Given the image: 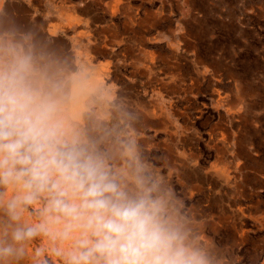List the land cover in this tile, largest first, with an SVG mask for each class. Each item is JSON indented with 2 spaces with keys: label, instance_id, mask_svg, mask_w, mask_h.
<instances>
[{
  "label": "rangeland",
  "instance_id": "obj_1",
  "mask_svg": "<svg viewBox=\"0 0 264 264\" xmlns=\"http://www.w3.org/2000/svg\"><path fill=\"white\" fill-rule=\"evenodd\" d=\"M89 2L92 11L103 9L99 16L111 30L117 32L118 23L125 27L124 40L116 42L125 46L119 55L118 73L114 74L117 86L134 87L125 81L134 75V60L140 82L135 83V96L119 90L101 102H93L84 114L82 144L101 149L118 141L120 147L129 148L128 133L136 123L142 133L139 166L146 185L153 187L158 170L163 174L168 171L158 157L166 133L144 123L140 112L144 113L147 106L167 113L171 124L179 126L178 135L185 139L178 141L176 135L171 147L185 152L190 174L183 186L175 173L172 175L171 211H178L189 223L192 213L197 219L213 218L217 222L203 228V248L223 251L225 257L234 259L232 264H262L264 168L247 166L245 159L233 160L229 155L220 162L216 138L222 132L241 135L248 153L264 160V0ZM153 19L156 24L149 27ZM102 43L114 42L105 39ZM109 64L106 61L105 70ZM110 76L103 79L102 87L115 86L109 82ZM175 87L180 89L173 90ZM217 89L227 97L221 100ZM231 90H238L241 97L243 94L240 103H233ZM233 105L239 109L235 115L226 111ZM60 115L70 118L71 114L65 111ZM237 162L240 170L233 167ZM214 170L235 171L237 179L222 181ZM154 194L164 198L165 186H159ZM184 244L201 255L204 264H216L212 257H204L205 250L198 243ZM223 264L231 262L225 260Z\"/></svg>",
  "mask_w": 264,
  "mask_h": 264
},
{
  "label": "clouds",
  "instance_id": "obj_2",
  "mask_svg": "<svg viewBox=\"0 0 264 264\" xmlns=\"http://www.w3.org/2000/svg\"><path fill=\"white\" fill-rule=\"evenodd\" d=\"M0 185L20 188L8 202L14 221L45 200L44 222L18 226L11 240L58 225L74 238L67 264H203L154 188L67 132L54 86L39 87L31 58L17 53L0 57Z\"/></svg>",
  "mask_w": 264,
  "mask_h": 264
},
{
  "label": "crops",
  "instance_id": "obj_3",
  "mask_svg": "<svg viewBox=\"0 0 264 264\" xmlns=\"http://www.w3.org/2000/svg\"><path fill=\"white\" fill-rule=\"evenodd\" d=\"M89 1L0 0V57L17 53L31 58L37 85L45 90H53L54 86L55 97L59 103L60 119L67 132L81 142L85 140L83 132L86 118L84 114L92 108L93 102L95 100L101 102L105 97L119 90L135 96V83L140 82V75L136 76L137 65L134 60L131 66L134 75L125 80H129L134 87L119 88L117 86L118 78L114 74L118 73L119 55L124 52L125 46L116 44V42L124 40L125 27L123 25L121 28L118 23L117 32L111 30L104 22L103 16H99L103 13V9L96 10L95 8V11H92ZM109 12L113 11L109 9ZM155 15L157 16L158 13L156 12ZM152 24H156V19L151 20L148 26L151 27ZM105 39L114 43L104 45L102 41ZM106 61L110 62L107 70L104 68ZM144 67L147 68V65ZM149 71H152V67H149ZM109 75H111L109 82L114 83L115 86L109 84L104 88L102 87L103 79H108ZM169 78L172 79L173 75L170 74ZM177 79L182 81L180 77ZM215 81L219 83L220 78H215ZM174 89L178 90L180 87ZM216 91L221 100L227 97H222L219 89ZM231 97H233V103L237 104L242 101L243 94L241 97L238 90H231ZM235 107L236 105L227 107L226 111L235 115L239 110ZM65 111L71 114L70 118L60 115ZM143 112H140V118L144 123L166 133L163 138L165 145L159 150L158 157L163 160V166L167 167L168 171L163 174L158 170L152 188L157 190L159 186H165L163 199L167 204L173 226L180 235L184 236V242L198 243L203 248L201 240L206 241L201 235L203 228L206 224L214 226L217 222L213 218L210 221L197 219L192 213L191 223H189L178 211H171L172 175L175 173L178 182L183 186L190 174L187 155L184 151L172 148L170 142L176 135L178 141L184 142L185 139L182 134L178 135L179 126L171 124L167 113L161 110L154 112L151 107L147 106L143 108ZM141 135L142 133L136 129V123H134L128 133V141L131 144L129 148L120 147L118 141H112L101 149L90 147L86 143L83 145L103 153L114 168H125L138 173L145 182L139 166ZM216 139L219 141L217 150L220 153V162H224L226 156L229 155L233 160L245 159L247 166L256 169L264 168L263 158L254 157L243 147V136L226 135L222 132ZM233 167L236 168L235 170L241 168L238 162ZM214 172L220 180L225 182L237 179L235 171L231 173L227 170L226 176H222L219 170H214ZM4 195L5 192H0V199ZM179 230H182V233ZM203 250H205L203 251L204 257H212L216 264H223L225 260H229L231 264L234 262L232 257H225L221 250H213L212 253L208 249L203 248ZM199 257L202 259L201 255Z\"/></svg>",
  "mask_w": 264,
  "mask_h": 264
},
{
  "label": "bare ground",
  "instance_id": "obj_4",
  "mask_svg": "<svg viewBox=\"0 0 264 264\" xmlns=\"http://www.w3.org/2000/svg\"><path fill=\"white\" fill-rule=\"evenodd\" d=\"M221 174L227 175L225 171H221ZM2 191L5 195L0 199V264H67L68 254L74 247V238L64 237L58 225L49 223L46 229L39 230L36 235L18 243L11 240V233L18 226L29 227L44 222L39 209L44 206L45 200L41 198L34 206L17 209L20 219L14 221L9 213L8 202L19 193L20 188L0 185V192ZM179 231L182 233V230ZM180 236L184 243V236ZM9 246L12 251L5 253L3 249Z\"/></svg>",
  "mask_w": 264,
  "mask_h": 264
}]
</instances>
